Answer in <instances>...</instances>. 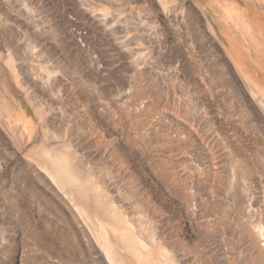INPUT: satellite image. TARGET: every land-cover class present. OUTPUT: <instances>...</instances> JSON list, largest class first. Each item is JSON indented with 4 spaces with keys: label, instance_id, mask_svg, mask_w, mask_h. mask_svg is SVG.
Returning <instances> with one entry per match:
<instances>
[{
    "label": "rangeland",
    "instance_id": "rangeland-1",
    "mask_svg": "<svg viewBox=\"0 0 264 264\" xmlns=\"http://www.w3.org/2000/svg\"><path fill=\"white\" fill-rule=\"evenodd\" d=\"M0 137V264H105L45 150L154 255L264 264V0H0Z\"/></svg>",
    "mask_w": 264,
    "mask_h": 264
},
{
    "label": "bare ground",
    "instance_id": "bare-ground-1",
    "mask_svg": "<svg viewBox=\"0 0 264 264\" xmlns=\"http://www.w3.org/2000/svg\"><path fill=\"white\" fill-rule=\"evenodd\" d=\"M43 155L47 158V164L40 162L47 172L44 174L45 179L52 186L51 189L53 188L57 193H63L64 198L79 215L85 216V221L97 243L99 257L105 264L125 263L127 256L123 245L126 247L128 245L139 255L141 264H174V258L167 249L168 247L163 248L157 255L147 250L148 244L142 239L141 233L147 234L153 240L152 231L148 228L141 229V231L134 229V226L113 205V202L104 197L98 183L92 180L90 174L84 176L80 173L70 154L45 150ZM91 218H93L92 221Z\"/></svg>",
    "mask_w": 264,
    "mask_h": 264
}]
</instances>
